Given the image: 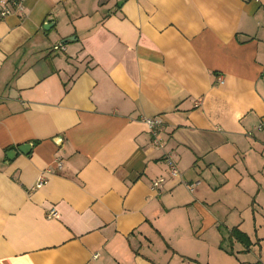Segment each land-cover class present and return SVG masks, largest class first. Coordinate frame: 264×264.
Returning <instances> with one entry per match:
<instances>
[{
    "label": "crops",
    "instance_id": "0c3cea01",
    "mask_svg": "<svg viewBox=\"0 0 264 264\" xmlns=\"http://www.w3.org/2000/svg\"><path fill=\"white\" fill-rule=\"evenodd\" d=\"M262 118L264 0H25L0 20V264H264Z\"/></svg>",
    "mask_w": 264,
    "mask_h": 264
},
{
    "label": "built area",
    "instance_id": "2783aa9c",
    "mask_svg": "<svg viewBox=\"0 0 264 264\" xmlns=\"http://www.w3.org/2000/svg\"><path fill=\"white\" fill-rule=\"evenodd\" d=\"M255 1H259V0H255ZM24 2L25 0H0V20L6 18L8 15H10L13 12L22 14L24 12ZM143 121L147 125L149 132L152 134L153 142L156 144H160L158 139V133L162 129L163 126L162 121L158 117H145ZM256 129L260 131H264V118L261 119L260 123L256 126ZM164 160L168 165L170 175L177 176L179 174V171L172 156L170 154H165ZM56 166L58 169L62 168V164L60 160L56 161ZM48 172H50L49 169L44 170L39 175L33 188H40L45 183L46 181L45 176L46 173ZM163 181H164L163 177L157 178L156 180L153 181L152 188H157ZM186 186L190 191H193L194 188L192 184H187ZM56 215H57V211L54 208L49 209L47 212L48 218L55 217Z\"/></svg>",
    "mask_w": 264,
    "mask_h": 264
},
{
    "label": "water",
    "instance_id": "95a60500",
    "mask_svg": "<svg viewBox=\"0 0 264 264\" xmlns=\"http://www.w3.org/2000/svg\"><path fill=\"white\" fill-rule=\"evenodd\" d=\"M49 25H51L49 22L44 23V28H47ZM57 139L58 138H55V141ZM31 147H32L31 143L21 144L18 146V148L16 150H9L8 152H6V156H7L8 160H10L16 155L17 151H20L23 154H27L30 151Z\"/></svg>",
    "mask_w": 264,
    "mask_h": 264
}]
</instances>
